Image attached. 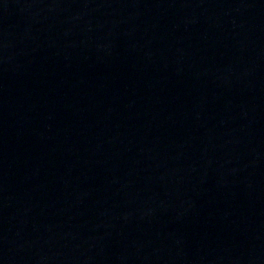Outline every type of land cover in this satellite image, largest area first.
<instances>
[{
	"label": "water",
	"instance_id": "obj_1",
	"mask_svg": "<svg viewBox=\"0 0 264 264\" xmlns=\"http://www.w3.org/2000/svg\"><path fill=\"white\" fill-rule=\"evenodd\" d=\"M239 0H0V264H117Z\"/></svg>",
	"mask_w": 264,
	"mask_h": 264
}]
</instances>
